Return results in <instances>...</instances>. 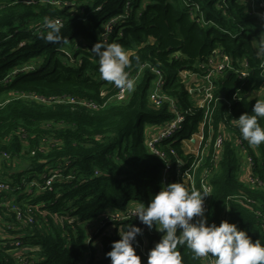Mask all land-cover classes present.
Wrapping results in <instances>:
<instances>
[{"label": "trees", "instance_id": "16d2710c", "mask_svg": "<svg viewBox=\"0 0 264 264\" xmlns=\"http://www.w3.org/2000/svg\"><path fill=\"white\" fill-rule=\"evenodd\" d=\"M263 3L0 0V153L8 155L0 161V177L24 186L33 180L42 182L51 167L61 170L51 191L2 193L10 204L0 207V264H111L106 253L120 239L119 226L131 223L143 229L135 246L146 264L145 253L161 234H151L129 213L136 206L133 203L147 204L160 191L165 159L150 151L143 131L149 123L156 125L170 118L166 104L160 108L149 104L148 89L155 78L151 67L166 74L167 93L183 108L194 111L187 120L196 128L203 109L193 106L179 71L201 73L200 64L217 48L229 54L233 69L217 81L215 95L220 98L214 121L231 127L232 120L252 110L257 98H264V57L257 54L264 36V18L258 14L264 12ZM120 15L106 34V22ZM45 16L60 20L67 44L55 45L40 38L38 33L46 31L42 27ZM99 38L132 51L130 74L147 66L125 100L115 99L120 89L100 79L99 60L91 51ZM244 62L248 75L240 78L236 69L244 67ZM62 97L86 104L53 101ZM231 129L264 182V144L249 146L238 127ZM165 143L158 147L167 158L176 159ZM172 147L186 162L193 160L180 144ZM243 157L232 141L225 142L224 157L211 177L213 194L206 216L209 223L217 224L228 217L253 239L264 241V188L242 179ZM12 204L21 208L22 220L17 219ZM27 204L49 212H68L74 221L57 223L35 209L28 212ZM109 213L122 218H107ZM28 216L33 217L31 223L25 220ZM91 219H98L100 226L89 233ZM13 240H19L22 249L16 250ZM178 250L183 264H203L191 250Z\"/></svg>", "mask_w": 264, "mask_h": 264}, {"label": "clouds", "instance_id": "9594fccd", "mask_svg": "<svg viewBox=\"0 0 264 264\" xmlns=\"http://www.w3.org/2000/svg\"><path fill=\"white\" fill-rule=\"evenodd\" d=\"M264 18V13H260ZM38 33L44 41L65 45L68 39L62 34L59 19L43 17ZM98 57L100 79L111 82L119 89L132 91L135 81L128 69L132 65L129 51L118 42L99 38L92 48ZM257 54L264 57V36L261 37ZM139 62V56L135 57ZM264 67V62L261 64ZM237 95V94H236ZM238 96V95H237ZM239 97V96H238ZM264 98H257L250 112H245L236 121V127L249 146L264 144ZM212 194L207 188L188 187L184 180L161 182L160 191L153 193L150 201L138 203L133 214L140 222L161 234L160 239L149 249L146 264H183L178 247L191 250L195 257L213 258L212 264H264V241L253 239L247 229L223 219L220 223L208 222L205 215V198ZM120 239L112 242L106 253L111 264H145L135 243L143 234L139 225L119 226Z\"/></svg>", "mask_w": 264, "mask_h": 264}, {"label": "built area", "instance_id": "2783aa9c", "mask_svg": "<svg viewBox=\"0 0 264 264\" xmlns=\"http://www.w3.org/2000/svg\"><path fill=\"white\" fill-rule=\"evenodd\" d=\"M262 5L264 6V3ZM244 63V67H238L236 69L238 77L240 78H244L248 75V64L246 62ZM146 67L147 66L144 65L136 73L130 74V77L135 81V85L140 80ZM151 68L155 73V78L148 89L147 98L149 104L153 108H160L166 104L168 112L170 113V118L159 124L153 125L152 132L147 135V146L150 151L156 156L165 159L163 182L167 183L184 180L188 187L196 188L199 182L200 188H207L213 194L211 177L224 157L225 142L230 140L235 144L236 149L238 148L240 152L243 153L244 157H246L243 173L241 174L242 179L253 186L264 188V182L255 174L253 158L248 152H245L246 148L240 137L237 136V132L231 129L236 128L235 119L232 120L231 127L223 122L217 124L214 121V113L217 109L216 101L220 98L215 95L217 81L219 77L232 71L233 63L231 56L220 48H217L213 51L208 61L200 64V68L202 69L201 73L189 69L179 71L178 77L185 84V88L192 97L193 106L197 109H203L202 119L198 122L196 128H193L192 121L187 120L188 115L192 114L194 111L191 108H183L179 105L177 100L170 96L164 88L167 81L166 74L156 67ZM132 91L120 89L115 95V99L125 100L129 97ZM234 97L236 98V95ZM41 100L44 102L50 101L46 99ZM53 101H68L86 104L84 101L76 100L71 97H62ZM89 105L97 108V105L95 104ZM165 141V145L170 149L169 155L175 156L176 159L173 160V158H167V153L162 148L158 147L159 143ZM174 144H180L182 151L190 157H194L193 160L188 163L184 159L178 157L175 148L172 147ZM6 158H8L7 154L0 153V161ZM207 158H210L211 161L206 162ZM60 171L59 168L51 167L48 172L43 175L42 182L33 180L24 186H15L14 183H10L0 177V207L5 204H10L3 197L2 193L5 191L21 189L23 190L21 193L24 194V192H26L28 195H32L34 192L40 193L53 190L54 181L57 177H60ZM245 172H248V174L245 175ZM212 194L205 198V215L208 209V200L211 199ZM132 205H134V203ZM27 207L28 212L31 213L33 209H35L39 211L42 216H50L57 223L64 224L66 219L70 223L74 221V218L71 217L68 212H49L48 210H43L40 205L34 206L27 204ZM12 210L16 211L18 220L24 218L21 208L12 204ZM133 210H131L129 214L134 215ZM109 216L112 218H122L120 214L109 213L107 218H109ZM226 219L229 220L228 217H226ZM25 220L28 221L27 223H31L33 217L28 216ZM143 227L151 234L157 232L155 229H148L145 225H143ZM13 245L16 250L22 249L19 240H13ZM146 245L147 244H144V246ZM145 254L147 255V253ZM200 260L203 264H212L213 258L209 255L208 257H201Z\"/></svg>", "mask_w": 264, "mask_h": 264}, {"label": "rangeland", "instance_id": "374dc122", "mask_svg": "<svg viewBox=\"0 0 264 264\" xmlns=\"http://www.w3.org/2000/svg\"><path fill=\"white\" fill-rule=\"evenodd\" d=\"M145 1H149V0H144V2ZM120 17H122L121 15L120 16H117V17H113V18H111V19H109L107 22H106V25L103 27L104 28V30L106 31L105 33L106 34H108V32H110L111 30H112V27H113V23H114V21L116 20V19H118V18H120ZM129 53H130V55L132 54V51H129ZM171 76H172V78L175 76V73L174 72H172L171 73ZM152 127H153V125H151L150 123L148 124V125H146V127H145V129H144V133H145V135H148V134H150L151 132H152ZM154 130H155V127H154ZM153 130V131H154ZM242 160H243V162H246V157H243L242 158ZM254 171H255V169H254ZM243 172L242 171H240V174H242ZM246 174H248V172H245V175ZM138 203H134V205H137ZM108 214V211L106 212H104V215H107ZM102 216V215H101ZM100 217V216H99ZM98 219L97 220H95V221H93L92 219L90 220V227H89V233H91V232H93L94 230H96V229H98V227L100 226V225H97L98 224ZM99 224H100V221H99ZM107 229H109V228H106V230ZM153 229H155V228H153ZM99 237V236H98ZM100 238V237H99ZM95 244L97 245L98 244V240H96L95 241Z\"/></svg>", "mask_w": 264, "mask_h": 264}, {"label": "water", "instance_id": "95a60500", "mask_svg": "<svg viewBox=\"0 0 264 264\" xmlns=\"http://www.w3.org/2000/svg\"><path fill=\"white\" fill-rule=\"evenodd\" d=\"M225 95H226V93H225V92H222V93L220 94L221 98H224V97H225Z\"/></svg>", "mask_w": 264, "mask_h": 264}]
</instances>
